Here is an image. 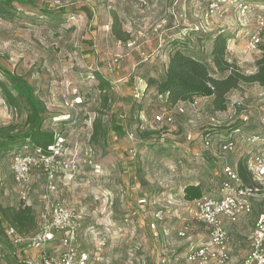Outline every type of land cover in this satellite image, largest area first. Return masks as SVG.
<instances>
[{"label": "rangeland", "instance_id": "374dc122", "mask_svg": "<svg viewBox=\"0 0 264 264\" xmlns=\"http://www.w3.org/2000/svg\"><path fill=\"white\" fill-rule=\"evenodd\" d=\"M8 1L15 18H0V80L19 105L10 107L0 89V142H9L7 135L23 139L41 125L65 138L79 170L58 197L87 214L80 243L89 252L101 248L102 260L94 264H190L187 254L207 242L210 232L193 219L192 205L183 198L185 186L201 184L205 196L220 197L225 165H237L252 150L242 137L264 132V87L233 91L222 113L212 110L209 98L170 109L152 81L163 78L169 55L178 49L209 58L221 29L232 35L227 58L255 73L264 37L260 51L250 48L249 37L264 3L240 17L233 8L209 13L210 0ZM242 53L251 60L241 62ZM166 113L173 124L156 122ZM242 126L248 132L235 134ZM235 139L236 153H219L220 144ZM12 146L0 150V264H22L24 257L4 234L13 211L25 205L11 169L13 154L21 150ZM43 184V176H35L29 198L36 213L43 205ZM253 212L227 225L237 246L235 264L252 249L264 213L261 196ZM185 227L184 238L179 233Z\"/></svg>", "mask_w": 264, "mask_h": 264}, {"label": "built area", "instance_id": "2783aa9c", "mask_svg": "<svg viewBox=\"0 0 264 264\" xmlns=\"http://www.w3.org/2000/svg\"><path fill=\"white\" fill-rule=\"evenodd\" d=\"M139 1L146 3V0ZM227 8L239 12L240 17H246L253 10V6L247 0H210L208 12L211 14L219 13L221 10L226 12ZM256 23L257 30L250 35L249 45L252 50L260 51L264 37V14H257ZM196 104L197 102L194 106ZM179 110L184 113V109ZM155 120L158 123L173 124V117L169 113L157 115ZM212 120L215 122V119ZM239 133L237 131V134ZM244 136L242 141L252 147L244 157H248L247 167L255 186L245 185L237 169L227 164L223 169L224 181L220 188V197L203 196L191 204L193 219L209 230L210 239L192 248L187 254L186 259L190 264H231L233 245L226 222L236 224L243 216L252 215L254 201L259 196L264 199V137ZM129 138L135 140L136 135L130 133ZM193 139L192 135L188 137L189 141ZM210 142L209 139H205L203 143L210 148ZM237 145V139L225 141L219 145V153H235L238 150ZM24 147L27 149L23 148L13 154L11 163L14 184L21 194L24 206L33 208L29 197L37 175L43 176L44 192L41 197L43 205L37 213L35 212L38 218V231L23 235L13 226L6 230L13 247L24 254L22 264H94L101 261V248L95 247L94 252H89L81 247L80 233L87 220L85 211L72 208L58 198L61 183L66 186L73 185L79 170L78 159L76 156H70L65 138H57L46 147ZM254 229L251 238L252 249L242 264H264V213L261 214ZM90 234L94 236L93 232ZM188 234V227L179 233L184 238ZM102 241L103 246L106 239L102 238Z\"/></svg>", "mask_w": 264, "mask_h": 264}, {"label": "trees", "instance_id": "16d2710c", "mask_svg": "<svg viewBox=\"0 0 264 264\" xmlns=\"http://www.w3.org/2000/svg\"><path fill=\"white\" fill-rule=\"evenodd\" d=\"M252 6L254 4L263 5L260 0H247ZM0 18L14 20L13 2L8 0H0ZM192 33H200L196 28H191ZM205 34V32L203 33ZM232 39V35L228 34L226 29H221L212 39V52L209 58L202 60L191 50L184 51L178 49L169 55L166 62L165 72L160 81H152L157 86L158 95L166 99V104L170 109L177 106H184L196 103L198 99H211V108L214 112H225L228 110V98L233 91H238L243 85H256L264 87V48L261 45L263 54L256 60V71L247 74L236 61H230L227 58L228 42ZM182 44V43H181ZM180 46V45H177ZM0 89L3 92L4 100L12 108L18 107V99L12 93L7 84L0 80ZM143 108L137 112L140 114ZM144 111V110H143ZM124 117V116H123ZM117 131H121L122 124L119 123ZM142 130V128H141ZM125 131L122 129V132ZM237 131L248 132L246 127L235 129ZM2 130H0V138ZM142 132V131H141ZM94 136L98 134V124H95ZM127 133V132H126ZM145 133V132H144ZM152 132H146L151 134ZM128 132V136H129ZM262 136L264 132L251 133L248 136ZM148 136V135H146ZM63 137V136H61ZM9 142H0V150L8 152L15 144L21 150L27 146V140L34 142L32 146H48L54 143L57 138L54 133L42 130V125L38 129H34L30 134L24 136L23 139L6 136ZM64 138V137H63ZM11 140V142H10ZM21 147V148H20ZM236 153V152H235ZM234 154V153H232ZM248 157L240 158L235 168L238 171L240 179L247 186H255L253 179L247 167ZM224 181V180H223ZM222 186V185H221ZM204 191L201 184H189L184 189V200L190 205L198 199L203 198ZM12 224L7 225L4 229L5 236L8 227L13 226L23 235L34 234L38 231V218L32 207L24 206L14 210ZM37 230L33 232V230ZM9 241H11L9 239ZM12 244V242H11Z\"/></svg>", "mask_w": 264, "mask_h": 264}, {"label": "crops", "instance_id": "0c3cea01", "mask_svg": "<svg viewBox=\"0 0 264 264\" xmlns=\"http://www.w3.org/2000/svg\"><path fill=\"white\" fill-rule=\"evenodd\" d=\"M245 55L242 53V55H240L239 56V60H241V62H245L246 60H251L250 58L248 59V57L247 58H245L244 57ZM247 62V61H246ZM236 167V166H235ZM67 188L68 186H66V185H64L63 183H61V190H62V188ZM60 200H62V201H65L63 198H61L60 196L58 197ZM68 205H69V203L67 202V201H65ZM70 206V205H69ZM227 225H235V224H232V223H230V222H226V228H228L227 227ZM237 252V246L234 244L233 245V249H232V261H231V264H235L234 262H236L237 263V260L234 258V256H235V253Z\"/></svg>", "mask_w": 264, "mask_h": 264}]
</instances>
